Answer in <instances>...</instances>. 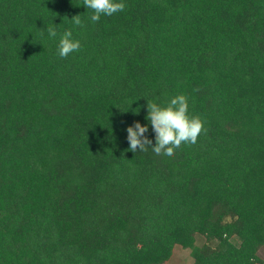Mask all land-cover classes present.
Instances as JSON below:
<instances>
[{"label":"trees","instance_id":"1","mask_svg":"<svg viewBox=\"0 0 264 264\" xmlns=\"http://www.w3.org/2000/svg\"><path fill=\"white\" fill-rule=\"evenodd\" d=\"M122 2L93 23L83 0H0V264L262 262L264 0ZM181 94L196 143L130 151L136 121L155 144L147 100Z\"/></svg>","mask_w":264,"mask_h":264},{"label":"clouds","instance_id":"2","mask_svg":"<svg viewBox=\"0 0 264 264\" xmlns=\"http://www.w3.org/2000/svg\"><path fill=\"white\" fill-rule=\"evenodd\" d=\"M83 5L92 10L90 19L93 23L98 22L101 15L111 16L126 7L122 0H83ZM71 19L74 25L82 26L79 14ZM48 35L55 38L56 29L48 26ZM80 47V42L72 39V32L65 31L59 39L58 55L66 58ZM134 112L138 114L139 108ZM146 119L155 133V144L153 145V141L145 135L149 130L148 125L136 121L134 125L127 127L129 150L133 153L137 150L147 151V146H151L156 155L171 157L175 149L182 144H195L200 133L206 131L203 121L198 116H189L188 101L182 94L173 97L166 107H160L147 100Z\"/></svg>","mask_w":264,"mask_h":264},{"label":"rangeland","instance_id":"3","mask_svg":"<svg viewBox=\"0 0 264 264\" xmlns=\"http://www.w3.org/2000/svg\"><path fill=\"white\" fill-rule=\"evenodd\" d=\"M259 256L262 258V262L258 264H264V246L259 250ZM194 260L190 254V249L176 245L173 250L171 259L165 264H193Z\"/></svg>","mask_w":264,"mask_h":264}]
</instances>
